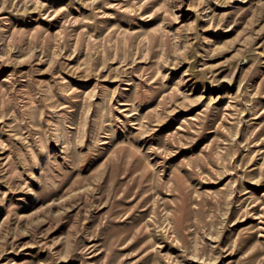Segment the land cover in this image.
I'll use <instances>...</instances> for the list:
<instances>
[{"label":"rangeland","instance_id":"obj_1","mask_svg":"<svg viewBox=\"0 0 264 264\" xmlns=\"http://www.w3.org/2000/svg\"><path fill=\"white\" fill-rule=\"evenodd\" d=\"M0 264H264V0H0Z\"/></svg>","mask_w":264,"mask_h":264}]
</instances>
